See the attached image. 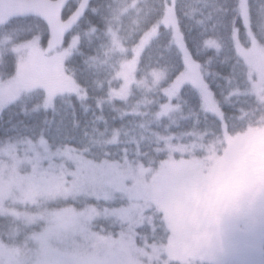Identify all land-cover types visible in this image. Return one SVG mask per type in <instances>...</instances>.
I'll use <instances>...</instances> for the list:
<instances>
[{
  "label": "snow or ice",
  "instance_id": "obj_1",
  "mask_svg": "<svg viewBox=\"0 0 264 264\" xmlns=\"http://www.w3.org/2000/svg\"><path fill=\"white\" fill-rule=\"evenodd\" d=\"M261 128L264 0H0V264H206L264 187L191 192Z\"/></svg>",
  "mask_w": 264,
  "mask_h": 264
},
{
  "label": "rangeland",
  "instance_id": "obj_2",
  "mask_svg": "<svg viewBox=\"0 0 264 264\" xmlns=\"http://www.w3.org/2000/svg\"><path fill=\"white\" fill-rule=\"evenodd\" d=\"M264 187V128L229 141L223 156L214 159L206 173L199 177L191 192L194 208L211 210L225 201L240 200L251 189ZM185 218L195 222L196 212L186 204L177 205L174 223ZM234 243L246 246L264 264V201L246 205L240 211L226 213L219 225L214 253L206 264H241L233 259ZM237 262V263H236Z\"/></svg>",
  "mask_w": 264,
  "mask_h": 264
},
{
  "label": "flooded vegetation",
  "instance_id": "obj_3",
  "mask_svg": "<svg viewBox=\"0 0 264 264\" xmlns=\"http://www.w3.org/2000/svg\"><path fill=\"white\" fill-rule=\"evenodd\" d=\"M233 259H240L241 264H260L261 259L254 254L253 251L247 249L246 246L234 243L231 250ZM237 263V262H236Z\"/></svg>",
  "mask_w": 264,
  "mask_h": 264
}]
</instances>
